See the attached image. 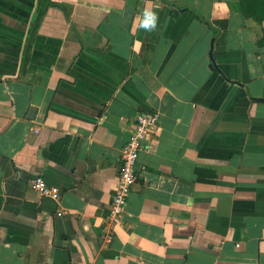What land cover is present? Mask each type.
Wrapping results in <instances>:
<instances>
[{
	"label": "crops",
	"instance_id": "0c3cea01",
	"mask_svg": "<svg viewBox=\"0 0 264 264\" xmlns=\"http://www.w3.org/2000/svg\"><path fill=\"white\" fill-rule=\"evenodd\" d=\"M261 38L264 0H0V264H264Z\"/></svg>",
	"mask_w": 264,
	"mask_h": 264
},
{
	"label": "built area",
	"instance_id": "2783aa9c",
	"mask_svg": "<svg viewBox=\"0 0 264 264\" xmlns=\"http://www.w3.org/2000/svg\"><path fill=\"white\" fill-rule=\"evenodd\" d=\"M157 130L158 115L156 112H141L136 115L128 140L120 150L117 185L112 194L108 212V217L114 224L121 222L127 204V197L137 181L135 165L138 155ZM29 187L41 197L50 198L56 202L59 201L60 189L47 185L41 177L33 178Z\"/></svg>",
	"mask_w": 264,
	"mask_h": 264
},
{
	"label": "clouds",
	"instance_id": "9594fccd",
	"mask_svg": "<svg viewBox=\"0 0 264 264\" xmlns=\"http://www.w3.org/2000/svg\"><path fill=\"white\" fill-rule=\"evenodd\" d=\"M156 19L157 13L153 12L150 8H146L140 20V26L143 28L155 27Z\"/></svg>",
	"mask_w": 264,
	"mask_h": 264
},
{
	"label": "water",
	"instance_id": "95a60500",
	"mask_svg": "<svg viewBox=\"0 0 264 264\" xmlns=\"http://www.w3.org/2000/svg\"><path fill=\"white\" fill-rule=\"evenodd\" d=\"M211 49H212V46H211ZM210 60H211V64H210L209 68H210V69H215V70H217V71L220 72V70L217 68V66H216V64H215V62H214V59H213V57H212V54H210ZM220 73H221V72H220Z\"/></svg>",
	"mask_w": 264,
	"mask_h": 264
},
{
	"label": "trees",
	"instance_id": "16d2710c",
	"mask_svg": "<svg viewBox=\"0 0 264 264\" xmlns=\"http://www.w3.org/2000/svg\"><path fill=\"white\" fill-rule=\"evenodd\" d=\"M248 0H242L243 3L247 2ZM258 43L261 45V44H264V41L263 39L261 38Z\"/></svg>",
	"mask_w": 264,
	"mask_h": 264
}]
</instances>
